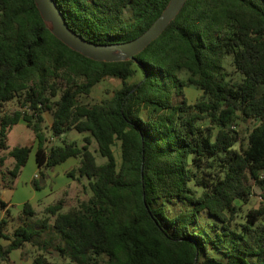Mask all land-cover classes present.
I'll return each instance as SVG.
<instances>
[{
	"label": "trees",
	"instance_id": "obj_1",
	"mask_svg": "<svg viewBox=\"0 0 264 264\" xmlns=\"http://www.w3.org/2000/svg\"><path fill=\"white\" fill-rule=\"evenodd\" d=\"M53 1L74 32L112 44L142 34L170 0ZM227 56L239 78L227 72ZM106 77L120 85L85 101ZM187 87L200 99L190 102ZM10 101L18 107L4 111ZM46 112L60 143L48 144ZM20 120L36 137L32 186L75 157L67 175L85 177L91 195L69 205L64 190L39 215L26 201L8 233L0 192V264L14 249L29 264H264V0H186L134 58L116 61L62 42L35 0H0V185L7 187L32 149L7 144ZM238 121L251 123L246 136ZM71 129L87 133L81 145L67 139ZM254 186L262 200L237 226ZM201 213L213 219L210 228Z\"/></svg>",
	"mask_w": 264,
	"mask_h": 264
},
{
	"label": "rangeland",
	"instance_id": "obj_2",
	"mask_svg": "<svg viewBox=\"0 0 264 264\" xmlns=\"http://www.w3.org/2000/svg\"><path fill=\"white\" fill-rule=\"evenodd\" d=\"M129 11L126 10L125 11V15H128ZM43 15L46 17V23L51 26V18L47 16L46 12H43ZM225 68L227 70V72L229 73V75L232 78H239L238 73L235 70V67L233 65V61H232V57L231 56H227L225 58ZM120 85V81L114 78H110V77H106L104 80H102L101 82H99L97 85H95L91 91V93L84 97V100L87 102H96L99 101L102 97H104V95H106V92L110 91L112 88L117 87ZM263 89V88H262ZM185 92H186V96L188 97V100L190 102H193L195 100L200 99L202 92L199 89H196L194 87H187L185 88ZM18 104L15 101H10V102H6L4 104V111L10 112L13 109L17 108ZM51 122V115L46 112L45 113V121L43 122L42 126H43V130L45 133V136L49 139L48 144L50 143H60L58 138H52L51 137V133L49 130V125ZM251 127V123L249 122H240L238 121V124L236 126V128L238 129V131L240 132V134L242 136H246L248 130ZM87 133L86 132H79L75 129H71L67 132V139L68 140H76L77 143L79 145L82 144V138L83 136H85ZM7 144L9 146V148H12L14 145L20 144V145H31V146H35L36 145V137L35 134L33 132L32 129H30L29 127H27L24 123V121L20 120L18 123L14 124L8 131L7 134ZM91 150H93L94 154L96 155V159L99 163L103 162L105 160L104 157H102L101 155H99L95 150H96V143L93 141L91 146H90ZM33 150V148L31 149ZM115 153L118 156V146L115 145L114 147ZM7 150L3 151V154H7ZM12 159L10 157H7L6 159V163L5 166H11V162ZM35 166L34 164V151H31L30 155H29V159L24 167L23 173H22V180L27 179V177L29 176V169ZM78 166V159H77V163L73 165L72 168H75ZM64 167H70V163H69V159L59 165H57L56 167L54 166L53 168H49L46 169V178H44L43 181V186L37 190H43V189H51L52 186L54 185V181H52V178L49 179L48 174H51V172H56V170H59L61 168ZM5 168V167H3ZM55 168V169H54ZM71 168V169H72ZM38 172V170H37ZM58 176H56L55 178H57ZM68 180H70V182L68 184H65L62 189L59 191V193L57 194L59 196H61L62 192L64 190L67 191V195L69 197V205H75L78 200H85L88 197H90L91 195V191L88 187V180L83 177L80 178V180H76V179H72L71 177H67ZM32 186V183H31ZM5 187L3 185H0V190ZM33 187V186H32ZM34 188V187H33ZM261 189L259 187L254 186L253 187V194L250 198V200L248 201V203L243 204L242 205V211L240 213H238L235 217L234 223L237 225L240 222H242L244 220V216L245 213L248 211L249 208L251 207H257L259 206L260 202H261ZM37 209V214L39 215L40 213H42V209H43V205L41 204H37L36 206ZM174 209H177V206L174 205L173 206ZM13 211H15V209H13ZM10 220V224L9 227L11 228V230L14 228V223L16 222V219H9ZM212 222L213 219L210 218L208 215H206L205 213H201L200 214V223L201 225L205 226L206 228H210L212 226ZM239 226V225H237ZM13 231V230H12ZM17 260L13 259V260H9L8 262H2V264H25L24 261L22 260V262L18 263Z\"/></svg>",
	"mask_w": 264,
	"mask_h": 264
},
{
	"label": "water",
	"instance_id": "obj_3",
	"mask_svg": "<svg viewBox=\"0 0 264 264\" xmlns=\"http://www.w3.org/2000/svg\"><path fill=\"white\" fill-rule=\"evenodd\" d=\"M46 22L51 18V31L62 42L94 60L116 61L125 58H134V55L146 47L152 40L167 27L175 18L186 0H170L160 16L139 36L120 43L96 44L83 38L67 25L61 11L53 0H35ZM44 180V178H42Z\"/></svg>",
	"mask_w": 264,
	"mask_h": 264
},
{
	"label": "crops",
	"instance_id": "obj_4",
	"mask_svg": "<svg viewBox=\"0 0 264 264\" xmlns=\"http://www.w3.org/2000/svg\"><path fill=\"white\" fill-rule=\"evenodd\" d=\"M34 151V164L35 166H32L29 169V176L27 177V179L22 180V173L24 170L25 165L22 167L20 175L17 176L13 182H12V186L11 187H3L0 192H1V197L3 198V200H5L8 205L7 208L1 212V215H4V213L7 215V224H6V232L11 233L12 229L9 227V219H16V222L14 223V227L18 224V220H17V213L20 211V209L22 208V205L24 202L29 201L31 202L34 207L39 203L41 205H45L48 204L50 202H52L53 200H55L57 198V194L59 193V191L62 189V187L65 184H68L70 182V180H68V175L67 172L73 167L74 164L77 163V158L75 157H69L67 158L65 161H67L69 159V163H70V167H64L61 168L59 170H56V172H51V174H48L49 179L52 178V181H54V185L52 186L51 189H43V190H37L35 188H33L31 186V181L33 179V177L36 176L37 174V164L35 161V150H36V145L32 146ZM31 153V152H30ZM30 155V154H29ZM29 159V156H28ZM27 159V161H28ZM63 161V162H65ZM12 162V161H11ZM62 162V163H63ZM27 163V162H26ZM61 164V163H59ZM57 164V165H59ZM56 165V166H57ZM55 166V167H56ZM56 176H58L57 178H55ZM36 208V207H35ZM13 209H15V211H13ZM37 210V209H36ZM1 242L3 244H6L8 241L6 239H2ZM10 259L13 260H17L18 259V263L22 262L21 258H20V250L19 249H14L10 252ZM29 260L28 261H24L25 264H29Z\"/></svg>",
	"mask_w": 264,
	"mask_h": 264
}]
</instances>
